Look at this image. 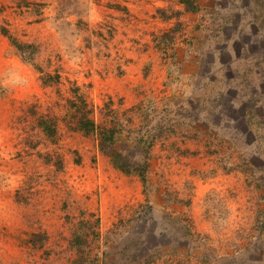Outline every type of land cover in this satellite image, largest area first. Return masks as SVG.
Masks as SVG:
<instances>
[{"label": "rangeland", "instance_id": "rangeland-1", "mask_svg": "<svg viewBox=\"0 0 264 264\" xmlns=\"http://www.w3.org/2000/svg\"><path fill=\"white\" fill-rule=\"evenodd\" d=\"M254 1L0 0V264H264Z\"/></svg>", "mask_w": 264, "mask_h": 264}, {"label": "trees", "instance_id": "trees-1", "mask_svg": "<svg viewBox=\"0 0 264 264\" xmlns=\"http://www.w3.org/2000/svg\"><path fill=\"white\" fill-rule=\"evenodd\" d=\"M254 2L255 4H257L259 1L255 0ZM262 2H264V0H262ZM183 4L186 10L194 11L197 9V7L195 6L194 0H183ZM252 19H253L252 23L260 22L259 21L260 19L262 22V27H264V18L261 17V14L255 12ZM1 32L2 34L10 38L11 44L15 46L17 50L20 51L22 54L26 52L24 49H27V51L30 49L31 51H29L30 56L28 55V60L29 62L32 60L31 53H34V50H33L34 48L32 45L19 43L17 40L11 37L4 28H1ZM222 93L223 91H219L218 93H216V97L219 99L220 97H222L221 96ZM252 103L253 101L251 100H249V102L246 103L249 109L252 108V106H250ZM231 104H233V102ZM258 104L262 105L261 102L259 101H258ZM214 106L216 107L217 105L215 104ZM261 107L263 108V106ZM257 118L254 117L253 119L256 120ZM246 124L250 128L253 127L252 124L247 123V121H246ZM77 129L83 132H86V133H90L91 131H96V125L92 120L87 119L85 117L78 118L77 119ZM98 140H99L100 149L106 150L107 148H111V147L113 148L115 140H116L115 130L105 129L104 127L99 128L98 129ZM109 156L115 168H117L118 170L122 171L125 174H136L140 177L141 181L145 183L146 171L148 167V164L146 161L143 163L132 162L126 155L122 154L121 152L115 151V150H111V152L109 153ZM262 183H264V179L262 180ZM72 244L76 250V257L73 259L72 264H97L95 263L94 260L90 259L89 253L84 251L83 246H82V237L80 235L75 234L73 236Z\"/></svg>", "mask_w": 264, "mask_h": 264}, {"label": "clouds", "instance_id": "clouds-1", "mask_svg": "<svg viewBox=\"0 0 264 264\" xmlns=\"http://www.w3.org/2000/svg\"><path fill=\"white\" fill-rule=\"evenodd\" d=\"M9 80H10L13 84H19V83L22 82L21 79H20V77L17 76L16 74H12V75H10Z\"/></svg>", "mask_w": 264, "mask_h": 264}, {"label": "crops", "instance_id": "crops-1", "mask_svg": "<svg viewBox=\"0 0 264 264\" xmlns=\"http://www.w3.org/2000/svg\"><path fill=\"white\" fill-rule=\"evenodd\" d=\"M1 38L2 37H0V41H2L1 40ZM2 42H0V52H2L3 50H8V49H10V46H8L7 45V43H5V45L4 46H1L2 44H1ZM12 52V51H11ZM13 55V59H14V57H16L14 54H12Z\"/></svg>", "mask_w": 264, "mask_h": 264}]
</instances>
